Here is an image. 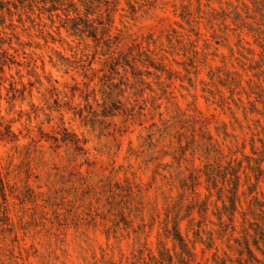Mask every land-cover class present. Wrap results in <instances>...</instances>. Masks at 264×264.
<instances>
[{
	"label": "trees",
	"instance_id": "obj_1",
	"mask_svg": "<svg viewBox=\"0 0 264 264\" xmlns=\"http://www.w3.org/2000/svg\"><path fill=\"white\" fill-rule=\"evenodd\" d=\"M114 1L0 0V51H7L4 45L10 33L5 17L12 11V5L21 16L28 17L33 16L36 8L51 14L62 9L64 16L74 21L72 32L84 38L90 36L88 28L94 29L92 36L98 35L101 22L97 25L92 22L95 17H103L102 4L108 7ZM126 2L128 7L123 16L133 17L140 10L150 8L156 0ZM218 2L220 7H212L205 17L211 30V38L207 40L229 47L230 56L216 47L213 57L209 59L202 52L203 61H196L201 53L200 24L184 6L180 16L190 25V33H186L190 35L189 43L183 46L184 54H189L186 69L193 66L196 73L201 66H207L208 84L215 86L220 95L208 100L219 106L222 105L218 99L224 100L238 128H244L243 120L257 121L256 115L258 121L264 118V84L254 78L255 72L264 78V0ZM107 16L113 15L108 11ZM100 30L106 39H111L108 24ZM105 46L110 49L112 44L106 42ZM216 56H220L221 63L213 65L211 60ZM166 58L150 48L137 53L111 54L110 70L119 74L118 70L122 69L124 86L114 77L103 81L94 97L96 108L81 113L83 138L75 131H67L73 137H63L66 144L78 146L82 164H88V168L65 176L58 165L47 164L48 160L41 157L40 178H44L48 191L30 190L28 194L30 198L44 196L54 216L44 217L48 224L39 236L40 241L63 244L72 227L78 246L85 249L82 243H88L92 252L94 259L87 264H264V135L259 132H253L249 141L242 138L240 143V136L229 132L223 121L214 134L209 122L200 121L193 112H188L197 109L195 100L190 103L192 109L176 103L167 112H160L157 121L144 126L137 144L130 140L124 157L127 164L99 172L89 161L90 133L99 123L100 131L109 134L101 128L102 122L111 124L114 117L131 107L132 101L124 95L126 87L137 92L136 85L145 81V71L160 77V72L166 70ZM6 64V55L0 54L1 72L5 71ZM241 68L248 71L247 78ZM221 87L238 95L234 104L227 103ZM135 96L137 100L139 94ZM86 102L90 103V99ZM252 125L248 127L253 129ZM117 141L119 150L122 141ZM13 178L0 163V264H23L16 255L6 253L7 246L1 245L9 236L18 239V227L25 236L40 232L33 233L27 221H20L18 225L14 220L9 189L11 194L15 192L19 203L28 197L21 198L16 179V186L12 188ZM201 185L205 187L204 193ZM98 235L104 236V242H99ZM92 242H98L99 256ZM222 244L228 247H221ZM199 248L203 255L211 249L212 256L200 257Z\"/></svg>",
	"mask_w": 264,
	"mask_h": 264
},
{
	"label": "rangeland",
	"instance_id": "obj_2",
	"mask_svg": "<svg viewBox=\"0 0 264 264\" xmlns=\"http://www.w3.org/2000/svg\"><path fill=\"white\" fill-rule=\"evenodd\" d=\"M126 1L115 0L108 7L102 4L103 17H95L92 22L96 25L101 22L98 35L92 36L94 29L86 28L90 36L84 38L72 32L74 21H69L62 9L51 14L36 8L33 16L28 17L21 16L12 5V11L5 17L10 34L4 45L7 51H0L8 60L5 71H0V163L9 171L10 177H14L10 181L12 188L16 186L14 179L17 187L21 188L22 197H18H28L25 202L19 203L15 192L11 194L9 189L14 220L18 225L20 221H27L33 233L40 232L35 236L31 233L25 236L18 227V239L9 236L1 245L7 246L9 251L6 253L16 255L23 264H87L94 259L88 243H82L85 249L78 246L72 227L68 230L67 242L63 244L58 241L49 244L41 242L39 236L47 227V219L53 218L54 210L47 205L44 196L30 198L28 193L30 190L48 191L44 178H40L42 155L48 160L47 164L55 163L64 170L65 176L88 168V164H82L83 156L77 150L78 146L66 144L63 137H73L67 131H75L83 138L85 128L81 126V113L96 108L98 104L94 97L103 81L114 77L124 86L121 83L122 69L118 70L119 74L110 70L113 65L111 54L116 55L119 51L137 53L143 48H150L167 57V65L166 70L160 72V77L152 71H145V81L136 85L137 92L126 87L124 95L132 101L129 104L131 107L126 113L120 112L114 117L111 124L102 122L101 128L109 134L100 131L99 123L90 133L91 141L87 147H90L92 155L89 161L99 172H108L113 167L127 164L124 157L130 140L137 144L138 134L144 126L157 121L160 112H167L176 103L182 108L192 109L190 103L195 100L197 109L188 112H193L200 121L209 122L214 134H217V126L225 121L228 131L240 136V143L244 137L249 141L253 132L264 135V118L258 121L256 115L257 121L243 120L244 128H238L224 100L218 99L223 107L208 100L213 99V95L220 98V95L215 86L208 84L207 66H201L196 73L193 66L186 69L189 67V54H184L183 46L189 43L190 35L186 33H190V25L180 16L184 6L200 24L198 45L201 53L196 61H203L202 52H206L209 59L213 57L216 47L230 56L229 47L216 44L212 39L207 40L211 38V30L205 17L209 16L212 7H220L218 0H156L154 5H149L150 8L140 10L133 17L123 16L124 9L128 7ZM108 11L112 17L107 16ZM105 24L110 28L111 39L101 34L100 29ZM106 42L112 44L110 49H106ZM211 63L220 64V56H216ZM234 63L240 65L238 61ZM246 66L251 68L248 64ZM241 70L247 78L248 71ZM249 73L252 75L254 70H249ZM255 74V80L264 84L263 76L258 72ZM221 89L227 103L234 104L238 95H233L227 88ZM135 94H139L137 100H134ZM86 99H90V103ZM240 117L243 118V115L240 114ZM249 124H253V129L248 127ZM117 140L122 141L119 150L116 149ZM200 190L204 193L205 187L201 185ZM98 237L99 242H104V236ZM92 246L96 256H99L98 242H92ZM221 247L228 246L222 244ZM199 256H212V250L203 255L199 248Z\"/></svg>",
	"mask_w": 264,
	"mask_h": 264
}]
</instances>
